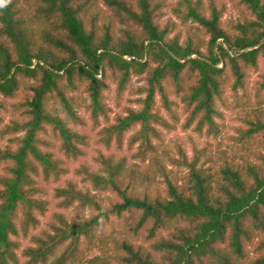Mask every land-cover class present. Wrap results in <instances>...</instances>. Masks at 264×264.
<instances>
[{
	"label": "trees",
	"instance_id": "16d2710c",
	"mask_svg": "<svg viewBox=\"0 0 264 264\" xmlns=\"http://www.w3.org/2000/svg\"><path fill=\"white\" fill-rule=\"evenodd\" d=\"M235 1L246 14L223 20V0H176L185 31L163 20L168 0L0 2V264H264V164L214 160L205 147L191 156L178 143L173 155L154 143L163 141L156 125L174 128L160 108L180 121L181 107L183 129L217 136L218 102L258 69L264 0ZM133 76L145 80L128 98L139 107L112 116L106 92L116 82L119 101ZM254 88L257 105L237 129L247 146L264 145V73ZM78 91L94 127L106 123L99 142L122 147L137 128L128 146L139 142L133 157L146 164L128 169L103 152L97 169L81 163L75 173L93 188L71 178L55 186L59 210L43 225L50 200L39 178L70 172L55 142L69 159L87 143L71 125L83 123Z\"/></svg>",
	"mask_w": 264,
	"mask_h": 264
},
{
	"label": "rangeland",
	"instance_id": "374dc122",
	"mask_svg": "<svg viewBox=\"0 0 264 264\" xmlns=\"http://www.w3.org/2000/svg\"><path fill=\"white\" fill-rule=\"evenodd\" d=\"M176 0H168V5L164 8L165 15L163 20L167 18H172L179 23V28L182 31H185L188 26H184L180 24V18H178L173 12V5ZM227 4V10L224 13L223 20L228 19H237L243 17L246 14V8L244 5H239L235 0H223ZM264 73V57L259 61V67L256 71H251L249 73V77L246 81V88L238 91V95H235L230 88H227L224 94L223 100L218 102V108L221 112V117H217V122L220 125V133L217 136L207 135L205 132L203 134H199L194 131L192 127L188 129L182 128V122L184 116L181 115V107H176L175 109L181 116L180 121H175L171 118L170 114L167 112L165 108L161 109V114L168 119L170 122L174 124V128L168 130L163 126L156 125V127L163 133V141L160 142L157 139L154 140V143L157 144L161 151H170L173 155H177L178 148L176 147V143L180 144L189 155H193L194 147L206 148L208 153L214 160H223V156H226L229 160H239L240 162H244V160H249L256 162L257 164L263 165L264 162L260 158L261 154H264V145H256V146H247L240 141V132L237 130L238 128L244 127L247 125L243 121V116L246 111H250L257 105L256 98V90L254 88L255 82L259 79V75ZM145 84V80L138 77L133 76L127 89L125 90L124 95L119 101H117L116 97V82L111 84V89L106 92V100L113 108L112 116H114L117 112L122 110V107L130 104L133 107L138 108L139 105L136 102H130L128 98L134 100V98L141 96L137 94L136 89ZM157 104L161 105V100L159 96L157 97ZM88 103V96L83 91H78L76 93V106L80 116L83 119V123L71 125L87 135V143L82 146L84 153L77 158H66L58 149V142H55V147L53 148L54 152L57 156L62 157L66 160V165L69 167L70 172L63 176V178L58 181H50L48 183H44L43 180L39 178L40 184L44 185L47 190L46 198L50 200L49 211L46 216L41 217V220L44 223L52 215V212L59 210L56 207V199L53 197L55 186L65 185V179L71 178L77 180L79 184L84 188H93L92 184L88 181L84 182L82 177L84 175H77L75 173V169L80 167L81 163L88 164L91 168L97 169L99 167V163L95 160V157L98 156L100 152H103L106 155H113L115 157V161L125 158L126 167L130 169L131 165L135 170H141L144 168L145 164L142 161H139L133 157V153L137 149L139 142L134 145V147L128 146V138L131 133H133L137 128L130 130L124 137V142L122 147H118L115 144H112L110 147L104 145L99 142V130L106 123L102 121V125L99 127H94L88 112L85 110V105L83 103L78 104V102ZM84 103V104H85ZM57 110L62 116H65V113L62 111L59 104L56 105ZM0 142H2L0 140ZM161 143V144H160ZM247 146V147H246ZM253 150V152H252ZM255 152V155L253 153ZM209 156L202 157V160L208 159ZM134 162H137V166L133 165ZM148 162V161H147ZM213 162V161H212ZM208 163L212 165L213 163ZM169 165L168 167H171ZM158 176V175H157ZM161 177H157L156 185L163 187V183L161 182ZM259 245L258 238L249 242L246 247V250L251 255H257L259 251H257Z\"/></svg>",
	"mask_w": 264,
	"mask_h": 264
},
{
	"label": "snow or ice",
	"instance_id": "6c2138e0",
	"mask_svg": "<svg viewBox=\"0 0 264 264\" xmlns=\"http://www.w3.org/2000/svg\"><path fill=\"white\" fill-rule=\"evenodd\" d=\"M0 2H2V0H0Z\"/></svg>",
	"mask_w": 264,
	"mask_h": 264
}]
</instances>
